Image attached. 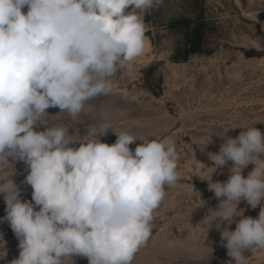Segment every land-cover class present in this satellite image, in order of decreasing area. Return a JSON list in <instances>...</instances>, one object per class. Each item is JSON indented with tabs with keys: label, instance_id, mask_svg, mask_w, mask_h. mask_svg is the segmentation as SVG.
Returning <instances> with one entry per match:
<instances>
[{
	"label": "clouds",
	"instance_id": "1",
	"mask_svg": "<svg viewBox=\"0 0 264 264\" xmlns=\"http://www.w3.org/2000/svg\"><path fill=\"white\" fill-rule=\"evenodd\" d=\"M162 4L0 0V194L6 205L0 223H9L20 249L10 264H76L72 257L132 264L147 245L166 186L180 180L175 141L147 140L133 151L137 137L108 122L86 125L79 139H70L64 126L35 129L49 108L77 117L88 101L110 94L112 78L131 72L144 55L145 16ZM241 128L235 138L226 136L235 128L227 129L218 153H206L212 167L198 161L205 170L229 173L226 181L213 182V173L203 179L218 204L200 221L220 232L218 246L231 258L225 264H248L246 252L264 250V133ZM109 130L117 137L111 145L100 140ZM73 141L79 147H70ZM10 161L27 166L21 183L31 186V201L22 200ZM249 164L254 169L245 178ZM241 201L259 206L258 217L244 216Z\"/></svg>",
	"mask_w": 264,
	"mask_h": 264
},
{
	"label": "rangeland",
	"instance_id": "2",
	"mask_svg": "<svg viewBox=\"0 0 264 264\" xmlns=\"http://www.w3.org/2000/svg\"><path fill=\"white\" fill-rule=\"evenodd\" d=\"M145 23V53L133 61L131 72L112 78L110 94L88 101L77 117L49 108L35 130L64 126L70 139H79L87 134L86 125L108 122L114 131L137 137L129 145L133 151L144 141L171 137L180 180L175 187L166 186L167 195L153 212L152 236L132 264H225L231 258L218 246L220 232L215 225L207 230L200 224L218 200L203 180L214 169L205 170L199 162L213 166L206 153H218L224 142L220 135L229 128H235L226 132L232 138L245 130L241 127L255 126L264 133V0H163ZM116 139L112 130L100 137L109 145ZM11 163L22 200L31 201V186L21 183L27 166ZM253 169L252 164L244 169L245 178ZM228 175L227 168L218 169L212 180L226 181ZM5 208L0 194V218L6 216ZM240 209L252 218L260 211L245 201ZM0 233V256L6 253L0 264H10L19 256V240L8 222L0 223ZM245 255L248 264H264V250ZM72 258L76 264H89L87 258Z\"/></svg>",
	"mask_w": 264,
	"mask_h": 264
}]
</instances>
